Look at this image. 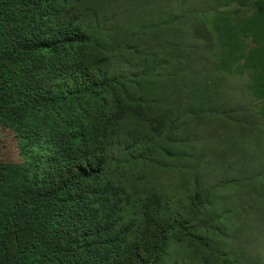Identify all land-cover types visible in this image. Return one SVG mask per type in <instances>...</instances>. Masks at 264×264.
<instances>
[{"label": "trees", "instance_id": "1", "mask_svg": "<svg viewBox=\"0 0 264 264\" xmlns=\"http://www.w3.org/2000/svg\"><path fill=\"white\" fill-rule=\"evenodd\" d=\"M209 1L167 49L144 30L113 43L99 0H0V264H210L166 260L172 236L197 245L210 199L165 185L197 132L168 100L215 108V264H230L220 244L264 201V0Z\"/></svg>", "mask_w": 264, "mask_h": 264}, {"label": "rangeland", "instance_id": "2", "mask_svg": "<svg viewBox=\"0 0 264 264\" xmlns=\"http://www.w3.org/2000/svg\"><path fill=\"white\" fill-rule=\"evenodd\" d=\"M98 3L97 7L101 15L108 19L106 25L115 28L118 24L117 30L113 33L115 38L111 40L113 43L130 33L141 34L144 30V38L153 40L148 44H160L168 49L170 38L177 39L179 36V34H172L171 28L187 26L190 21L205 12L209 4L215 2L209 0H99ZM148 28L150 29L147 32ZM109 33L105 29V36ZM201 64H205L202 57L194 65L202 66ZM162 103L167 110H179L181 117L187 115L191 127L195 126L192 129L197 131L192 135L187 134V140L182 145L183 151H186L184 152L186 157H181L179 162L171 158L165 161L164 168L170 173L168 177H171L169 185L165 184L166 187L170 193L179 188L186 191L197 188L201 192L204 190H206L205 193L210 192V199L204 201V206L196 219V222L200 224L199 242L197 245L191 244L188 240L184 241L172 236L166 260L171 261L197 249L199 252L196 254L202 251L212 252L213 254L209 255V263L215 264V170L218 166L216 157L219 153V149L215 146V108L211 109L205 101L178 103L168 100ZM178 168L184 172L180 180L175 173ZM250 183L245 182L244 185L249 186ZM167 194L170 196L169 193ZM262 204L256 211L248 212L251 225H248L247 231L240 232L242 235L238 234L240 235L238 240L244 241L241 242L242 248L233 236L240 221L231 224L227 241L220 244L230 264H264V207ZM243 219L244 217L241 218ZM205 221H212L207 231L206 226L201 225ZM191 260L196 261L195 254L192 255Z\"/></svg>", "mask_w": 264, "mask_h": 264}]
</instances>
